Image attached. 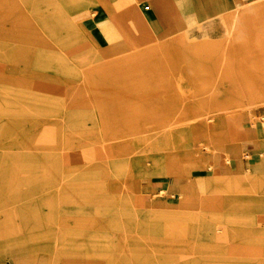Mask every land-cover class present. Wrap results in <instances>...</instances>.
I'll use <instances>...</instances> for the list:
<instances>
[{"label": "rangeland", "instance_id": "rangeland-1", "mask_svg": "<svg viewBox=\"0 0 264 264\" xmlns=\"http://www.w3.org/2000/svg\"><path fill=\"white\" fill-rule=\"evenodd\" d=\"M100 10L125 37L149 32L124 1L0 0V258L264 264V163L241 176L215 165L262 137L253 118L264 107V11L241 18L242 39L200 41L203 56L121 73L107 70L128 69L113 61L139 47L129 39L104 54L81 23Z\"/></svg>", "mask_w": 264, "mask_h": 264}, {"label": "crops", "instance_id": "crops-1", "mask_svg": "<svg viewBox=\"0 0 264 264\" xmlns=\"http://www.w3.org/2000/svg\"><path fill=\"white\" fill-rule=\"evenodd\" d=\"M112 4L116 2L124 1L126 4L136 8L142 16L141 26L144 30L149 31L147 34L139 29H125L130 36L125 37L123 31L121 33L120 28L112 22L110 15L102 12L97 19H92L89 16L83 17L81 23L89 31L96 46L100 48L107 47L104 50V54H114L118 49L126 45V41L131 39L136 43L139 49L132 54L126 55L125 58L113 61L116 64L130 65L128 69H106L108 72H132L135 69L132 66L136 64H145L148 62H160L164 58L178 57L179 55H192L196 57L203 56L202 52H195L200 47V41L207 40L212 43L208 45L210 48H218L223 45L221 41L236 40V26H241V18L238 15H233V18L224 16L227 9L238 8L244 1L247 0H110ZM116 15L122 17V23L124 26L128 20V14L117 8L112 9ZM231 19V20H230ZM232 19H234V33L231 32ZM230 20V21H229ZM57 23V22H55ZM229 26V27H228ZM106 27L104 33L103 28ZM234 35L231 38L227 35ZM109 38L112 40L109 41ZM149 39L150 43L147 50L141 52V47L144 42ZM146 39V40H145ZM192 42L191 45L195 48L191 54L185 52L182 49L183 42ZM158 46V47H157ZM197 47V48H196ZM157 49V50H156ZM187 51V50H186ZM149 56H147V55ZM213 55V54H206ZM227 56V55H226ZM148 58H151L148 61ZM197 59V58H196ZM167 61V60H166ZM111 63V61H110ZM198 66H204L201 61H196ZM195 72V70H190ZM141 94V93H140ZM138 94V96H140ZM142 96L162 97V93L153 94L144 93ZM143 104L142 102H139ZM151 103V102H149ZM153 104L161 103H178L172 101H158L155 100ZM146 104V102H145ZM255 121L261 124V135L259 137L256 132L252 133L250 138L245 139L242 142L243 154L240 160L231 162L229 159L227 162L221 163L220 155L217 163L212 158L211 153L205 155L207 162L215 163L216 167H230L237 169L235 172L238 175H242L241 170L245 173H250L257 167L264 163V107L254 115ZM256 140L260 141V144H256ZM89 237V236H88ZM10 254V253H9ZM93 255L92 253L90 254ZM83 256V254H82ZM11 261L14 264H84L83 258H70L66 253H53L49 254L47 258H41L39 253H33L32 255H11ZM57 260V262H56ZM7 261V260H5ZM4 258H0V264H4ZM90 260H88L89 262ZM87 264V262L85 263ZM89 264H98L94 261H90Z\"/></svg>", "mask_w": 264, "mask_h": 264}, {"label": "bare ground", "instance_id": "bare-ground-1", "mask_svg": "<svg viewBox=\"0 0 264 264\" xmlns=\"http://www.w3.org/2000/svg\"><path fill=\"white\" fill-rule=\"evenodd\" d=\"M261 11H264V1H255L251 4V6H249V8L244 12V15L242 16V18H246L249 16L250 13H260ZM245 20H241V26H240V33H239V26L237 24L236 28V40L237 39H242L244 37L243 33V24H244ZM229 27V26H228ZM234 19H232V24H231V32L230 33H234ZM247 35V34H246ZM234 36V35H233ZM235 40V39H233ZM249 77V76H248ZM239 78V77H238ZM241 88V87H240ZM239 90V89H238ZM240 94V93H239ZM253 177V176H252ZM215 190H217L218 186L214 187ZM236 188H231V190H234ZM218 191V190H217Z\"/></svg>", "mask_w": 264, "mask_h": 264}]
</instances>
